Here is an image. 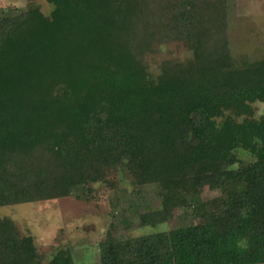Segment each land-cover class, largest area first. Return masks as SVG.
Wrapping results in <instances>:
<instances>
[{
  "label": "trees",
  "instance_id": "1",
  "mask_svg": "<svg viewBox=\"0 0 264 264\" xmlns=\"http://www.w3.org/2000/svg\"><path fill=\"white\" fill-rule=\"evenodd\" d=\"M0 9V207L90 194L111 170L154 187L167 232L99 244L100 264H264V59H235L226 0H46ZM180 43L189 58L147 56ZM237 151L252 161L242 163ZM222 193L203 201L199 184ZM81 193V194H80ZM195 219L198 221L195 222ZM0 219V264H42ZM46 264H73L57 251Z\"/></svg>",
  "mask_w": 264,
  "mask_h": 264
},
{
  "label": "rangeland",
  "instance_id": "2",
  "mask_svg": "<svg viewBox=\"0 0 264 264\" xmlns=\"http://www.w3.org/2000/svg\"><path fill=\"white\" fill-rule=\"evenodd\" d=\"M227 38L235 59H264V0H226ZM28 7L49 15L52 6L46 0H0V9L11 19L24 16ZM191 52L180 43H170L147 56L150 70L166 59L183 60ZM255 118L264 116V104L253 105ZM242 163L252 161L246 152L237 151ZM90 194L74 195L35 203L0 207V219L9 220L15 232L31 236L43 256L42 264L59 250L70 252L73 264H100L99 242L110 233L117 239L167 232L185 225L189 211H175L174 218L155 226H139L138 215L159 208L154 187H138L126 172L111 170L106 181L89 186ZM203 201L222 193L220 180L211 178L199 184ZM81 194V193H80ZM198 220L195 219V222Z\"/></svg>",
  "mask_w": 264,
  "mask_h": 264
}]
</instances>
